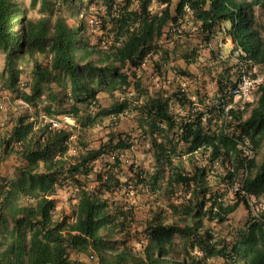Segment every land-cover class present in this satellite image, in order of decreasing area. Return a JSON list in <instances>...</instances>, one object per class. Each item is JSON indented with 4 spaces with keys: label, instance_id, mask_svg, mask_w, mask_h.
Listing matches in <instances>:
<instances>
[{
    "label": "clouds",
    "instance_id": "obj_1",
    "mask_svg": "<svg viewBox=\"0 0 264 264\" xmlns=\"http://www.w3.org/2000/svg\"><path fill=\"white\" fill-rule=\"evenodd\" d=\"M196 2L0 0V264H264V0Z\"/></svg>",
    "mask_w": 264,
    "mask_h": 264
},
{
    "label": "trees",
    "instance_id": "obj_2",
    "mask_svg": "<svg viewBox=\"0 0 264 264\" xmlns=\"http://www.w3.org/2000/svg\"><path fill=\"white\" fill-rule=\"evenodd\" d=\"M110 7H111V5H109V8ZM180 7H182V5ZM192 7H194V8L198 7V4H197L196 0H193ZM214 10L217 11V12H220L221 14H223L222 13V7H221L220 3L214 4ZM201 14L202 15H206V13H201ZM165 15H167V12L165 13ZM125 22H126V19L122 18L117 23H119L122 26ZM8 23H9V16H8L6 10L2 6H0V41L7 39V28H6V26L8 25ZM52 27L58 28V25L53 24ZM44 32H48L49 35H48L47 38L42 36V38L40 40V44L46 46L48 41L52 38L53 33H52L50 28H45ZM261 39H264V38L260 37L258 32H253V33L249 34L250 42L247 44V47H248V50L253 55H255L257 44H258L259 40H261ZM17 43H21V41H17ZM25 43H26V41H25ZM42 78L43 79H47V73H44ZM51 80L54 81L55 77H52ZM49 82H51V81H49ZM72 82H73L74 85H78L80 83L79 80L77 79L75 71L72 72ZM81 87H83V86L81 85ZM159 112H160V114H164L163 105H161L159 107ZM262 119H264V117H262ZM200 139H201V137L198 135L197 139H196V141L194 143H199ZM31 179H32V183L34 185H39L41 190H45L48 187V184H46L45 182L46 181H50L52 178L49 177V176H41L39 178L32 177ZM256 187L258 189L264 190V173H261V177L259 178V180H258V182L256 184ZM101 207H102V205H92L88 209H86L90 213V218H91L92 215H95V213L97 211H99ZM168 235H169L168 233H162L163 237H167Z\"/></svg>",
    "mask_w": 264,
    "mask_h": 264
}]
</instances>
